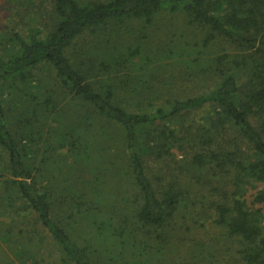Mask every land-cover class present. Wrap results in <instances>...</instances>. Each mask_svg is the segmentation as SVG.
Instances as JSON below:
<instances>
[{"label":"trees","instance_id":"obj_1","mask_svg":"<svg viewBox=\"0 0 264 264\" xmlns=\"http://www.w3.org/2000/svg\"><path fill=\"white\" fill-rule=\"evenodd\" d=\"M6 1L0 264H154L151 229L204 213L237 248L198 264H264V0ZM170 70L208 90L166 95Z\"/></svg>","mask_w":264,"mask_h":264},{"label":"rangeland","instance_id":"obj_2","mask_svg":"<svg viewBox=\"0 0 264 264\" xmlns=\"http://www.w3.org/2000/svg\"><path fill=\"white\" fill-rule=\"evenodd\" d=\"M12 12L8 7V2L6 0H0V29H3L6 26V22L8 20V16H11ZM165 16V15H162ZM16 18H14V21ZM182 20L179 18H173L172 16H167L162 18L158 23L155 24V27L153 29L154 36L157 34H160V38H164L167 36H178L182 33L191 35V31L186 30L183 28ZM156 37L155 42L157 41ZM154 42V43H155ZM161 79L163 80H169L170 78H174L175 76H178V74L173 70L170 71H161ZM175 74V75H174ZM173 75V76H172ZM158 77H152L149 79L150 83L154 81ZM171 81V79H170ZM158 84H161V81L157 82ZM209 84H206L204 88L202 89V86L200 85L199 80H194L189 77V75H185L184 79L178 80L176 82H172L170 84L169 91H165L166 95H171L177 93V89L186 92L188 94H194L195 91L204 90L205 92L208 90ZM207 87V88H206ZM37 93H43L42 90L37 88ZM201 91V92H202ZM61 122H67L66 119L61 120ZM115 149L110 148L109 156H111L112 152ZM174 157L175 160H182L183 155L180 154L178 149H174ZM152 165V164H151ZM174 166V164H173ZM157 170H159V167L157 165ZM152 175L154 176L155 173L153 171V167H151ZM121 171V170H120ZM112 175L110 177L114 176V173H111ZM183 175V174H182ZM182 175L180 176L182 178ZM160 177V174H159ZM184 181V180H183ZM195 181V179H194ZM213 180H205V184L207 186L203 185L202 181L200 183V192L203 194L205 192V195H207V187L208 183L212 182ZM130 182V181H129ZM129 182L126 177L123 179H119V176H114L113 179L110 178V183L106 188L119 190L124 189L126 191V194L128 196L130 193H132V190L129 188ZM154 182H156L154 180ZM204 182V180H203ZM193 185V190L196 189L195 184ZM263 185L258 186H249L247 188L245 198L247 200L248 205L258 207L261 209V214L263 215L262 218V224L264 225V204H252L253 198L252 194L259 188H261ZM111 187V188H110ZM122 187V188H121ZM123 192V190H121ZM124 193V192H123ZM124 194V195H126ZM194 198V196H192ZM197 199H201V196L199 195L196 197ZM216 198L210 197L207 202H204L206 204L205 208L209 211L214 212V209L211 210L210 208H215L217 203H212V200H215ZM122 202V200L120 201ZM120 204V203H118ZM198 208H203V205L199 204ZM207 214L204 213L202 215H199L197 217H194V219H187L185 225H181L178 221L179 220H172L170 226L164 225L163 227H158L157 231L154 229H151L150 235L148 239H150V243H147L148 248H157L159 250L167 251V254L165 256H159L154 258V264H198L199 262H202V258L208 254V252H213L214 250H217L220 252L221 250H224V253L226 255L232 256L236 252L237 245L235 242H233L228 235L226 234L225 230L221 227L212 225L210 222L211 220L206 218ZM181 220V219H180ZM157 232V239L156 235L154 236V233ZM182 242V243H181ZM181 243V244H180ZM4 245V244H3ZM151 245V247L149 246ZM230 246V247H229ZM231 249V250H228ZM229 252V253H227ZM13 255H11L12 257Z\"/></svg>","mask_w":264,"mask_h":264}]
</instances>
